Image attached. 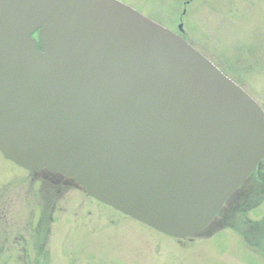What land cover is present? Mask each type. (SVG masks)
Returning <instances> with one entry per match:
<instances>
[{
	"label": "water",
	"instance_id": "water-1",
	"mask_svg": "<svg viewBox=\"0 0 264 264\" xmlns=\"http://www.w3.org/2000/svg\"><path fill=\"white\" fill-rule=\"evenodd\" d=\"M0 151L193 237L264 158V109L120 0H0Z\"/></svg>",
	"mask_w": 264,
	"mask_h": 264
},
{
	"label": "rangeland",
	"instance_id": "rangeland-1",
	"mask_svg": "<svg viewBox=\"0 0 264 264\" xmlns=\"http://www.w3.org/2000/svg\"><path fill=\"white\" fill-rule=\"evenodd\" d=\"M120 1L185 38L264 108V0ZM263 175L264 166L251 176L245 207L180 241L0 152V264H264Z\"/></svg>",
	"mask_w": 264,
	"mask_h": 264
},
{
	"label": "trees",
	"instance_id": "trees-1",
	"mask_svg": "<svg viewBox=\"0 0 264 264\" xmlns=\"http://www.w3.org/2000/svg\"><path fill=\"white\" fill-rule=\"evenodd\" d=\"M35 37L38 38V33L35 34ZM252 177H250L245 183L244 185L239 188L236 192H234L233 196L229 199V201L225 204V207L223 209V211L221 212V214L218 216L219 219L221 217L224 218V215L229 213L230 216L231 214L233 215L234 213V210L235 209H240L242 207H245L243 204L245 202L246 199H248L249 197H255V196H252L253 195V191L252 192H249L248 189L250 190V187L251 188H255L256 187V183H252V184H248L249 180L251 179ZM50 180L53 179V177H50L49 178ZM260 182V181H259ZM52 186H54L55 184L54 183H50ZM261 184H264V175L261 179ZM253 186V187H252ZM264 186V185H263ZM242 195L240 198L239 196ZM244 209V208H243ZM245 210V209H244ZM214 223V222H213Z\"/></svg>",
	"mask_w": 264,
	"mask_h": 264
},
{
	"label": "flooded vegetation",
	"instance_id": "flooded-vegetation-1",
	"mask_svg": "<svg viewBox=\"0 0 264 264\" xmlns=\"http://www.w3.org/2000/svg\"><path fill=\"white\" fill-rule=\"evenodd\" d=\"M264 166V165H263ZM262 165L260 166V168H258L259 170L261 169V167H263ZM68 179H66L67 181ZM67 183H69V181H67ZM180 241H183V240H180Z\"/></svg>",
	"mask_w": 264,
	"mask_h": 264
}]
</instances>
